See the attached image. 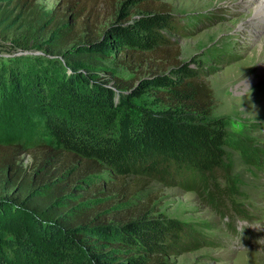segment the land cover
I'll return each instance as SVG.
<instances>
[{"label":"trees","instance_id":"1","mask_svg":"<svg viewBox=\"0 0 264 264\" xmlns=\"http://www.w3.org/2000/svg\"><path fill=\"white\" fill-rule=\"evenodd\" d=\"M1 1L0 34L26 37L44 55L0 65V103L7 92L12 105L29 102L24 118L34 134L28 142L0 141V216L17 208L40 231L60 234L58 247L76 259L56 264H169L172 257L212 245L186 223L141 211L109 217L90 206L94 201H73L72 168L58 166L70 158L90 172L107 173L112 182L135 178L204 192L224 173L232 146L228 122L211 117V90L200 68L190 67L194 60L178 64L179 55L171 56L164 32L180 31L173 16L155 7L158 0H123L115 22L97 32L83 19L81 0H64L61 10L48 15L40 14L37 0ZM113 55L166 57L169 68L130 85L124 95L100 76H109L106 63ZM144 94L153 98L154 109L129 103ZM25 153L31 163L23 167Z\"/></svg>","mask_w":264,"mask_h":264},{"label":"rangeland","instance_id":"2","mask_svg":"<svg viewBox=\"0 0 264 264\" xmlns=\"http://www.w3.org/2000/svg\"><path fill=\"white\" fill-rule=\"evenodd\" d=\"M63 1L37 0V9L41 15H48L57 7L61 10ZM122 1L81 0L83 19L92 30L101 32L115 22ZM263 1L158 0L154 4L155 7L164 6L180 29L164 32L172 44L171 56L179 55L178 64L194 60L190 67L200 68L201 76L211 90V117L224 118L228 122L232 146L224 162V173L209 181L208 191L164 186L135 178L112 182L107 173L90 172L87 166L73 164L70 158H63L61 161L64 162L58 164L60 168L63 164L64 168L67 165L72 168L68 175L74 186L73 201L85 197V201H94L90 204L92 208H103L109 217L112 213L123 217L141 211L148 218L186 223L192 233L212 243L172 257L169 264H264V79L258 87L249 85L252 74L264 72L261 50L264 24H257L253 19L254 9ZM128 11L130 14L133 8L126 9V17ZM18 43L21 48L16 46ZM32 45L26 37H3L0 34V65L20 56L42 59L44 54ZM25 47L28 49L24 50ZM168 65L166 57L152 59L142 56L136 60L113 55L106 63L108 71L105 73L109 76L104 73L100 76L106 80L108 88L125 95L130 85L135 87L141 79L168 71ZM4 95L8 96V102L3 100L0 103V141H30L34 134L24 112L26 106L31 105L29 102L25 106L15 105L16 102L12 105L9 101L13 94L7 92ZM152 99L144 94L129 103L154 109ZM33 105L34 108L37 106ZM3 112L7 114L6 119H1ZM237 123L243 127L239 135L232 130ZM255 155L258 161L252 157ZM20 157V164L29 166L31 155L25 153ZM251 159L254 160L250 162ZM82 175L85 177L80 182L78 179ZM211 192L217 201L222 199L223 203L214 202L209 196ZM55 235L60 234L50 237L48 232L40 231L30 214L17 208L6 212L0 216V264H28L30 259L35 264H56L68 256V262H74L76 254L62 251Z\"/></svg>","mask_w":264,"mask_h":264},{"label":"bare ground","instance_id":"3","mask_svg":"<svg viewBox=\"0 0 264 264\" xmlns=\"http://www.w3.org/2000/svg\"><path fill=\"white\" fill-rule=\"evenodd\" d=\"M254 18L256 19L257 24H264V1L261 3V5L257 6L254 9L253 19ZM261 50H262V53L264 54V41L261 42ZM261 56H262V54H261ZM261 58L263 59V57H261ZM260 72H259V74H257V73L252 74V76H251V82L252 83H250L249 85L258 87L261 83H263L262 81L264 79V72H261V73ZM263 86H264V83L262 85V88H264ZM254 90H256V87L254 88ZM259 90H260V88H259Z\"/></svg>","mask_w":264,"mask_h":264},{"label":"clouds","instance_id":"4","mask_svg":"<svg viewBox=\"0 0 264 264\" xmlns=\"http://www.w3.org/2000/svg\"><path fill=\"white\" fill-rule=\"evenodd\" d=\"M236 134H241L243 132V127L241 124L237 123L235 125H233V129H232Z\"/></svg>","mask_w":264,"mask_h":264}]
</instances>
